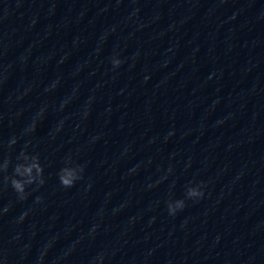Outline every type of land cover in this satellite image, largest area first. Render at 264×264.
<instances>
[{
    "label": "water",
    "instance_id": "95a60500",
    "mask_svg": "<svg viewBox=\"0 0 264 264\" xmlns=\"http://www.w3.org/2000/svg\"><path fill=\"white\" fill-rule=\"evenodd\" d=\"M6 159L0 264H264V0H0Z\"/></svg>",
    "mask_w": 264,
    "mask_h": 264
},
{
    "label": "clouds",
    "instance_id": "9594fccd",
    "mask_svg": "<svg viewBox=\"0 0 264 264\" xmlns=\"http://www.w3.org/2000/svg\"><path fill=\"white\" fill-rule=\"evenodd\" d=\"M114 68H118L122 61L118 58L113 57L111 61ZM34 130V127H33ZM16 144V140L13 139L9 148ZM27 145H25V148ZM17 163L13 166V172L11 176L4 175L2 182L4 184H10L11 188L17 194V198L20 201H24L28 198V193L26 189L35 185L34 190H39L46 183L44 179V168L40 163L39 155H29L26 151H21L17 156ZM11 160L6 159L2 166H0V173H7L8 168L11 164ZM171 171V169H169ZM84 167L77 164L71 159V157L66 158L65 166L62 167L57 175L61 187L64 189H71L75 184L83 179ZM203 182L195 183L193 182L186 187L184 199H169L166 202L167 212L170 216H175L177 212H181L186 207V200L197 201L204 196L202 190ZM42 197H37L36 202L40 203ZM23 216L21 220H23ZM103 260V256L100 257Z\"/></svg>",
    "mask_w": 264,
    "mask_h": 264
}]
</instances>
